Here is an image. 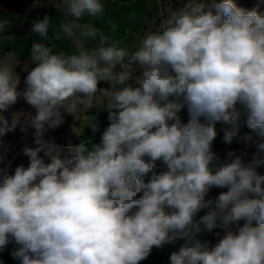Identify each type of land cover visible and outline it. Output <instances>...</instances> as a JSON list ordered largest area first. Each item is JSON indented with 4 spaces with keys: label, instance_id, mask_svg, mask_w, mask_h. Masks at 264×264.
Returning <instances> with one entry per match:
<instances>
[{
    "label": "clouds",
    "instance_id": "obj_1",
    "mask_svg": "<svg viewBox=\"0 0 264 264\" xmlns=\"http://www.w3.org/2000/svg\"><path fill=\"white\" fill-rule=\"evenodd\" d=\"M52 5L65 18L32 21L40 39L27 59L11 45L0 49V137L20 125L34 129L35 144L22 149L27 166L0 177V252L15 245L21 264H140L181 238L170 264H264V176L212 147L218 123L227 144L251 140L240 136L242 125L264 129V12L235 0H187L129 54L85 20L104 13L102 0ZM9 24L0 18V33ZM63 40L68 51L58 47ZM21 95L35 111L9 119ZM94 108L109 121L100 143L63 148L45 138L66 114ZM89 117L84 126L95 130ZM213 187L227 191L206 198ZM217 228L224 234L214 245L201 238Z\"/></svg>",
    "mask_w": 264,
    "mask_h": 264
},
{
    "label": "rangeland",
    "instance_id": "obj_2",
    "mask_svg": "<svg viewBox=\"0 0 264 264\" xmlns=\"http://www.w3.org/2000/svg\"><path fill=\"white\" fill-rule=\"evenodd\" d=\"M59 0H0V18H7L10 21L9 26L0 33V49L11 45L18 53L20 60H25L28 57L31 42L39 40L38 34L34 35L30 32L32 21L42 20L46 15L51 23L63 20L64 14L62 8L57 9L52 5L58 3ZM187 0H102L104 4V13L95 18L85 17V20L93 21L101 28L106 35L109 36L110 42H116L120 47L126 49L129 54L135 50L138 41L144 34L150 31L158 30L163 19L172 11L181 7ZM235 2L246 9H251L258 6V11L264 12V0H235ZM135 13V19L130 20L131 13ZM115 25V30H113ZM51 35V33H49ZM45 42V41H39ZM65 51L70 49V44L67 40H63L58 45ZM129 62V57L125 56L124 63ZM22 65L18 66L16 71L20 77L18 91L23 93L26 85L24 78L27 73L22 70ZM34 67V65H29ZM128 84L135 87L134 81H128ZM99 88L110 89V85L106 82H99ZM98 107V106H97ZM34 113V109L28 105L23 96L18 98V101L4 115L11 119L13 112ZM90 116L94 118L96 125L95 130L91 126H84L89 123ZM81 115L77 119L70 114L64 117V123L56 129L49 130L45 133V138L53 140L56 144L63 148L67 145H77L82 140L91 141V143H100L101 137L105 128L108 126L107 112L105 110L92 109L89 113ZM181 117L184 122L189 119L187 109L181 112ZM203 122V118H201ZM23 123V118H22ZM222 124H217L218 135L213 142V151L223 160L230 151L236 152L242 159L245 158V151L249 148V141H243L239 137L234 138L231 144L223 142ZM81 135H77L76 132ZM34 129L27 128L26 131H21V126L18 125L16 130L8 132L5 136L0 137V177L3 175H13L15 168L21 164L28 165V157H26L22 149L25 145L34 147L33 141ZM247 135L245 125L241 126L240 136ZM43 156V153H40ZM64 155H67L65 152ZM47 161V157H44ZM150 177H144L143 182L148 183ZM227 191V188L213 187L206 198H215L220 192ZM203 215V211L200 213ZM243 222H241L242 224ZM222 229H215L211 233L202 234L201 238L215 244L219 238L223 236ZM185 244V240L177 238L174 242L165 245L163 248H153L151 254L140 264H170V255L173 252H178ZM15 245L8 247L0 252V264H21L19 259L13 258L11 252Z\"/></svg>",
    "mask_w": 264,
    "mask_h": 264
},
{
    "label": "trees",
    "instance_id": "obj_3",
    "mask_svg": "<svg viewBox=\"0 0 264 264\" xmlns=\"http://www.w3.org/2000/svg\"><path fill=\"white\" fill-rule=\"evenodd\" d=\"M245 132L251 136V140L249 141V148L245 151L244 161L250 164L258 175L264 176V151L259 149V145L264 143V129L253 130L245 125ZM253 225L256 226L257 222L253 221Z\"/></svg>",
    "mask_w": 264,
    "mask_h": 264
}]
</instances>
